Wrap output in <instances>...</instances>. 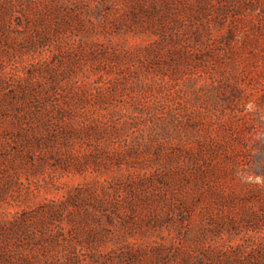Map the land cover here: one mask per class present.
<instances>
[{"label":"rangeland","instance_id":"1","mask_svg":"<svg viewBox=\"0 0 264 264\" xmlns=\"http://www.w3.org/2000/svg\"><path fill=\"white\" fill-rule=\"evenodd\" d=\"M0 264H264V0H0Z\"/></svg>","mask_w":264,"mask_h":264},{"label":"clouds","instance_id":"2","mask_svg":"<svg viewBox=\"0 0 264 264\" xmlns=\"http://www.w3.org/2000/svg\"><path fill=\"white\" fill-rule=\"evenodd\" d=\"M253 108H254L253 105H251V104L248 105V110L249 111L253 110ZM260 181H261V178L257 177V178H255V181L254 182H260Z\"/></svg>","mask_w":264,"mask_h":264}]
</instances>
